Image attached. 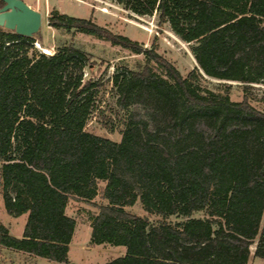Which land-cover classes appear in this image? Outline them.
Returning a JSON list of instances; mask_svg holds the SVG:
<instances>
[{
	"label": "trees",
	"instance_id": "16d2710c",
	"mask_svg": "<svg viewBox=\"0 0 264 264\" xmlns=\"http://www.w3.org/2000/svg\"><path fill=\"white\" fill-rule=\"evenodd\" d=\"M110 1L156 12L190 44L197 65L183 76L155 47L53 10L55 29L145 56L114 77L118 104L145 110L116 142L85 129L97 94L85 79L86 52L64 43L48 55L35 47L39 32L0 28V191L8 214H27L21 237L0 222V245L68 264L76 229L69 200H93L103 181L107 204L93 219L91 243L126 248L105 264L264 259V112L201 85L205 77L264 85V0ZM137 201L161 220L126 209Z\"/></svg>",
	"mask_w": 264,
	"mask_h": 264
},
{
	"label": "rangeland",
	"instance_id": "374dc122",
	"mask_svg": "<svg viewBox=\"0 0 264 264\" xmlns=\"http://www.w3.org/2000/svg\"><path fill=\"white\" fill-rule=\"evenodd\" d=\"M33 9L42 14V27L37 36L35 47L41 53L54 54L57 45L73 43L87 53L85 60V79H93L96 83L97 94L95 106L85 127L86 131L120 142L122 132L128 119L136 113L145 116V110L139 106L124 109L118 104V94L114 86V77L124 72L122 66L136 69L145 62L144 55H137L110 42L97 39L81 33H65L55 29L48 18L53 10L74 17L87 18L143 44L147 48L155 47L157 52L171 62L183 76L193 70L197 63L191 52L190 44L181 40L170 28L169 24L159 23L155 12L150 16H142L122 5L110 0H24ZM4 30V27H0ZM38 43V46L37 44ZM204 89L216 93H228L234 101L247 98L252 106L264 112V85H245L238 81L219 80L205 77L201 80ZM106 182H99V193L91 201L72 196L67 207V214L76 221V229L70 244L68 264H105L126 253L124 246L109 244L94 245L91 243L92 222L99 212V206L106 205L102 197ZM126 209L139 216L146 217L156 223L161 217L147 213L141 202ZM195 216H205L197 213ZM182 219L170 217V223ZM27 221V214L19 217L7 213L2 191H0V222L7 227L10 234L21 237ZM256 242L251 245L252 253ZM0 264H59L46 258L16 251L0 245ZM249 264H264V259L251 257Z\"/></svg>",
	"mask_w": 264,
	"mask_h": 264
},
{
	"label": "water",
	"instance_id": "95a60500",
	"mask_svg": "<svg viewBox=\"0 0 264 264\" xmlns=\"http://www.w3.org/2000/svg\"><path fill=\"white\" fill-rule=\"evenodd\" d=\"M0 27L16 34L33 37L42 27L41 12L33 9L24 0H0Z\"/></svg>",
	"mask_w": 264,
	"mask_h": 264
},
{
	"label": "flooded vegetation",
	"instance_id": "af4514ba",
	"mask_svg": "<svg viewBox=\"0 0 264 264\" xmlns=\"http://www.w3.org/2000/svg\"><path fill=\"white\" fill-rule=\"evenodd\" d=\"M3 6V3L2 2H0V7H2Z\"/></svg>",
	"mask_w": 264,
	"mask_h": 264
},
{
	"label": "built area",
	"instance_id": "2783aa9c",
	"mask_svg": "<svg viewBox=\"0 0 264 264\" xmlns=\"http://www.w3.org/2000/svg\"><path fill=\"white\" fill-rule=\"evenodd\" d=\"M37 44V46H38V43H36Z\"/></svg>",
	"mask_w": 264,
	"mask_h": 264
}]
</instances>
